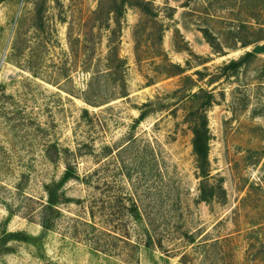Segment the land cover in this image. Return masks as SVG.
<instances>
[{
	"label": "rangeland",
	"instance_id": "374dc122",
	"mask_svg": "<svg viewBox=\"0 0 264 264\" xmlns=\"http://www.w3.org/2000/svg\"><path fill=\"white\" fill-rule=\"evenodd\" d=\"M250 38L264 45V0H0V264H264ZM205 111L226 192L210 204Z\"/></svg>",
	"mask_w": 264,
	"mask_h": 264
},
{
	"label": "trees",
	"instance_id": "16d2710c",
	"mask_svg": "<svg viewBox=\"0 0 264 264\" xmlns=\"http://www.w3.org/2000/svg\"><path fill=\"white\" fill-rule=\"evenodd\" d=\"M242 28H246V25H242ZM208 38V37H207ZM252 40V41H251ZM260 39H247L243 44V48L249 47L252 45H256L255 49L251 53H247L244 57V60L250 59L251 57H256L259 54H264V45L259 46ZM236 64V63H233ZM232 64V65H233ZM210 98L211 95H209ZM195 98H198V95H194ZM208 106H210V101L208 102ZM206 111L204 113V116L202 117V123L199 125L200 127H195L193 133H194V153L197 158V163L199 165L198 169L200 171L201 177L204 179L201 183V201L207 204L212 203L213 201H219L226 198V192L222 184H213L212 183V177L210 171L207 169V166L209 165V142H210V135L208 130V123H207V116ZM74 171L72 167L67 168L66 173L63 177V181L67 182L70 179H72L74 175ZM57 188H49V203H48V209L53 210L57 204L59 203V196L57 193ZM51 222L52 217L50 215H45L43 221H42V227L45 230H49L51 228ZM152 244V245H151ZM154 245V242L151 238L149 245H147L148 248L152 247ZM185 256L182 257L180 264H186L185 263Z\"/></svg>",
	"mask_w": 264,
	"mask_h": 264
}]
</instances>
